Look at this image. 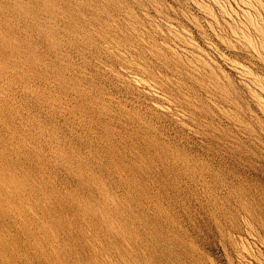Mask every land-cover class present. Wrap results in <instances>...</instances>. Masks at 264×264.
Returning a JSON list of instances; mask_svg holds the SVG:
<instances>
[{
	"label": "rangeland",
	"instance_id": "rangeland-1",
	"mask_svg": "<svg viewBox=\"0 0 264 264\" xmlns=\"http://www.w3.org/2000/svg\"><path fill=\"white\" fill-rule=\"evenodd\" d=\"M0 264H264V0H0Z\"/></svg>",
	"mask_w": 264,
	"mask_h": 264
}]
</instances>
